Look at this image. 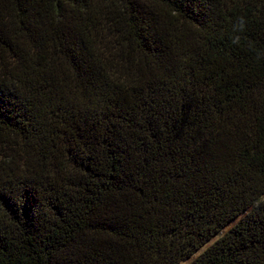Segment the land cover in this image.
<instances>
[{
    "label": "trees",
    "instance_id": "trees-1",
    "mask_svg": "<svg viewBox=\"0 0 264 264\" xmlns=\"http://www.w3.org/2000/svg\"><path fill=\"white\" fill-rule=\"evenodd\" d=\"M187 261L264 264V0H0V264Z\"/></svg>",
    "mask_w": 264,
    "mask_h": 264
},
{
    "label": "rangeland",
    "instance_id": "rangeland-1",
    "mask_svg": "<svg viewBox=\"0 0 264 264\" xmlns=\"http://www.w3.org/2000/svg\"><path fill=\"white\" fill-rule=\"evenodd\" d=\"M190 261H191V260H190ZM190 261L184 262L183 264H189V263H190Z\"/></svg>",
    "mask_w": 264,
    "mask_h": 264
}]
</instances>
